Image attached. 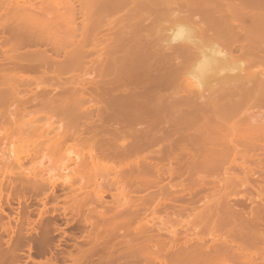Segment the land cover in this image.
I'll list each match as a JSON object with an SVG mask.
<instances>
[{
  "label": "bare ground",
  "instance_id": "obj_1",
  "mask_svg": "<svg viewBox=\"0 0 264 264\" xmlns=\"http://www.w3.org/2000/svg\"><path fill=\"white\" fill-rule=\"evenodd\" d=\"M0 1L1 3L3 2L6 8V11L4 10L5 8H2L4 13H8L9 11L8 14L12 15H7V20L5 18L6 14L4 16L3 11L1 12L2 14L0 15L4 16L3 19H6L7 24L9 21L11 22V20L13 21L15 19H13L15 15H17L16 21L14 20V22H16L15 25L18 22L20 24H17L16 27L18 28H13L12 24H14V22H11L12 24L9 22L10 25L8 24V28H5L7 26L3 25L4 22L2 20L0 22L2 26H5V29H3L0 25V190L3 188L5 189L7 186L6 184L12 185L14 189V185L16 186L17 184L18 186L20 183L22 186L24 185L23 187L29 185L33 188L34 185L37 191V188L41 185V182H38L40 180L36 181L40 171L38 172L39 174H37L34 172L35 169H33V171L31 167L30 169L36 174H33V176L32 173L29 174L26 170V173L23 172V176L22 173L20 175L22 169H20L18 173L14 168L17 169V167L20 168V166H22L23 161H21V165L19 164L20 158H22L21 156H23L26 149L24 142L27 144L26 147H28L23 158L27 156L29 161L30 158L32 161L33 156L35 158V155L39 152L36 151L38 148V150L42 149V147L39 146L48 142L45 144L48 147L46 146L45 148L48 149L50 147L51 149V147H53V149H51L53 153L63 148L67 151L68 149H72V151L68 152H72L71 154L73 155L75 154L74 157H76L73 159L77 160V167L80 170L84 168L87 170V173L86 171L83 172L90 177L92 176L91 180H89L90 183H95L96 185L92 191L94 194L99 190H97V188L103 189L102 186L104 185L107 187L112 184V187L116 186L118 190L119 182H121V188H119L121 189V197L124 198V202H122L123 204L118 202L123 205H120L123 207V210H120V208L119 210L121 212L119 210H113L115 213L119 212L118 217L121 214V218H118L117 215L116 217L121 219L120 224L125 230L120 228L121 231L125 232L121 233V231L119 230V232L117 229L120 234H123H119L121 240L120 238L118 240L122 242V245L120 244L121 248L124 246L121 252H123V254L128 253L129 256H131L129 252H133L134 256L138 255L139 260L134 264H264V228L262 227L264 223V191L261 190L262 187L264 188V70L258 71L250 76L239 74V71H242L241 67L244 66L245 63L252 64L260 62V64H264V59L231 61L215 50L203 51L201 53L202 58L197 61L189 72L190 78L188 77L186 79L189 82L196 79L200 83L210 78V76H218L217 78L220 80L219 89L217 94L210 99L212 105L209 106V102L206 100L204 102L206 106L205 109H201L200 103H197L196 100L191 98V92H187V94H185L187 95L186 99L191 103V107L188 109L178 110L175 106L176 103H170L168 106L161 107L152 106L146 103L144 104L145 100L141 99V96L163 94V88L175 80V75L173 73L175 69L172 68L167 72L155 71L154 66L149 65L146 67L140 64L139 60H126L128 61L126 64V61H123V64H125L123 69V67L121 68V62L119 63L117 57L113 56L112 51L115 48V44L113 43L112 45H107L106 43V45H104L105 48L102 46L103 49L101 50L108 49L109 52L104 54V51L100 52L99 50L101 54L96 57L93 56L94 59H92V61L90 60L92 64L88 65L87 62L89 61L85 62L88 58L85 60L83 58V53L89 49H87L86 46L90 47L91 44L89 46V44L86 43L88 40H86L84 34L86 35L89 32L88 34L91 35L90 38H92V36L97 37L96 34L99 27L96 24L91 25L87 20L86 23L88 22L87 24H90L92 27L88 26V28H86L87 26L85 27L83 25L85 28H82V30H85V33L79 30V32L83 33V35L79 33L80 36L82 35L85 37L81 36V39L84 38L86 42L84 40V42L78 40L80 43L77 41L78 43L74 44L72 41L78 31V26H76L75 23L78 20L80 21V19L75 21L76 16L77 14L83 15L89 12L88 10L91 8H87L90 6L89 3L92 0H86L85 6L81 3L82 6L78 10L74 6V0ZM19 16L20 18H18ZM86 17L88 18V15ZM23 19L28 23V26L23 27V25H26ZM83 19H85V17ZM21 21L25 24H22ZM81 21L83 22L84 20L81 19ZM96 21L94 20V22ZM6 22L4 24H6ZM95 25L98 28L94 27ZM21 26L22 28H20ZM119 29H121V36H124L127 33L126 30L129 28L122 27ZM95 30L97 31L95 32ZM190 31L191 29L185 26L176 27L171 30L170 39H191L192 34L190 35ZM107 37L104 39H107ZM93 40H97V38L90 39L92 42ZM97 42H99V40H97ZM94 43H92L93 46L91 47L93 48L90 47V51L93 49L94 51H98L101 45L97 43L96 46ZM22 47L27 48L22 50ZM59 53L63 55L62 58L60 56V58L58 57V55H60ZM104 55H106V57H104ZM90 68V74L92 72L93 75L96 73L94 76H89L88 70H90ZM81 70L88 71H85V75L89 74L87 76L89 78L86 76L84 77L82 73V75L76 73ZM121 70H125L126 73ZM68 71L72 74L74 73L73 75L71 74L72 76L69 75L71 77L70 80L64 77L65 73ZM62 77H64L65 80L64 78L62 79ZM237 77H240V79L229 85L227 84L228 81H234ZM121 83H132L133 85L129 90H126L125 93L120 94L118 88ZM54 84L58 85L57 88H55L56 86L54 87ZM138 84L141 85L137 86ZM223 84L225 85L223 86ZM57 89L58 91L56 92ZM26 90H29V92L27 93ZM202 97L203 96L199 97L200 101ZM221 98L224 101L222 103L219 101L221 104H217V101ZM142 100L144 101L142 102ZM52 111H58L59 114H61L64 120L63 124H59L57 128H55L54 123L49 120H45L46 122L42 121V125L38 123L40 122L38 119L41 114L47 115ZM163 112L175 114V117L173 116L172 118V122H165L161 119L163 114H160ZM19 144H22L23 146H21L24 149L19 146ZM155 144H157L156 149L153 147ZM19 147H21V149H18ZM65 149L61 152L66 153ZM21 150L22 152L24 150L22 155H20ZM59 151L58 153H61ZM73 151L75 152L73 153ZM262 153L263 156L260 155ZM50 157H48L49 160ZM236 157H240L241 161H237ZM22 160H25V158ZM249 160H254L255 163H259L257 164L260 168H258V181L261 180L263 182V184L259 182L256 183L257 187H255L254 190H256L255 192L257 194L254 193L255 196L252 195L253 192L251 191L254 190L250 187L253 179L254 181L256 180L254 178L255 172L251 166L246 163ZM233 166L241 167L242 169L236 171L232 169ZM27 168L29 169V167H26V169ZM71 169L72 168H68V170ZM14 170L16 172H14ZM83 172L78 174H81L84 179ZM78 174H76L77 177L79 176ZM183 174L186 179L185 183L180 179L179 181L168 184L171 196L169 202L178 197H182L185 193L192 196L197 193L199 188L210 187L211 190L209 193L207 192L208 195L207 193L205 194L206 199L202 201L203 203L201 202L202 205L200 204V206L198 205V207L195 208L196 206L192 204L194 207H191V209L194 210L193 208H195V211H192L190 207L187 206V208H189V218L187 219L176 218L174 214L171 216H168L170 215L168 214L165 215L166 217H162L157 215L159 214L157 211L160 209L166 211L168 199L164 198L161 200V197L156 195L160 200L156 199L157 204L151 207L150 213L152 216L149 218L150 222L145 219L142 220L139 213H141V209L144 206L147 208L148 205H146L143 200L141 203H136L135 199L129 196V191H132L136 186H160L161 176L165 177L168 175V177H180ZM85 177L87 178L86 175ZM67 178L69 179L71 177ZM73 178L75 179L74 176ZM82 178L80 180L81 182ZM83 182L84 183L81 184L85 185V188L92 185L89 182L88 184L87 181V184H85L84 180ZM3 185L6 186L4 187ZM44 186L46 188L45 183ZM44 186H41L39 189L41 190ZM109 187L106 189H109ZM112 187L109 189L110 191ZM105 188L103 190H106ZM176 188H180L181 190L177 192V190H175ZM7 189L5 190L8 191ZM27 189L29 190L31 188L28 187ZM52 189L50 192H52ZM86 189L89 188L87 187ZM54 190L55 189H53V191ZM44 191H46V189ZM44 191L42 193H44ZM7 194H9V192H7ZM99 194L97 198L103 197ZM114 194L115 193H113V195ZM83 195L87 197L86 192L85 194L83 193ZM119 195L120 193L118 191V196ZM96 196H93V198H96ZM121 197H117L116 195V198L115 196L113 198L117 200ZM100 198H98V200ZM81 199L84 198L82 197ZM115 199H113L112 203ZM245 200L246 202H250L248 208L243 205ZM81 202L78 203L81 204ZM169 204L171 205L172 203ZM2 206L3 205L0 204V212L6 211ZM107 206L110 207L109 205ZM173 206L174 205H172V207ZM181 207L182 206H180V209ZM97 208L95 211L93 209L94 212H92L94 214L96 211H99ZM126 208H129L130 211L126 210L124 212ZM180 209L178 207V210ZM104 211L105 209L102 212ZM102 212H99L98 215L104 216ZM171 212L173 213V210H171ZM124 213L125 215L123 216ZM3 214L0 213V216L2 217ZM114 215L113 217H115ZM173 215L174 217H172ZM107 216L108 215H106L105 219ZM19 217L17 219H19ZM156 218L157 222L158 220L161 222V225H158L159 223L156 222ZM25 219H22V221ZM89 219H87V221ZM118 219L115 221H118ZM111 220L112 219H110V221ZM101 221L100 218L98 223ZM133 221H136L135 225L132 223ZM155 222L157 223L156 225H154ZM98 223L96 224L98 225ZM26 224L25 222V225ZM57 224L58 223H56V225ZM90 224H92V222L89 223V225ZM116 224L118 226L117 222ZM0 225H2L1 222ZM30 225L28 224L26 226L30 227ZM94 225L93 223L92 226L95 228ZM100 225L103 227V224ZM149 226L152 229H149ZM178 226H182L189 234L185 240H179L177 232ZM1 227L5 228L4 225ZM21 227H23V224ZM110 227L111 226H109L108 231H110ZM84 228H86L85 225ZM153 228H155V230H153ZM104 229L106 230L105 227ZM111 229H113V232L114 227H111ZM37 230L34 231L37 232ZM85 230L86 229H84V231ZM97 230L99 229H95V231ZM3 231L6 230L4 229ZM117 231L114 235L118 233ZM199 231H201V233ZM9 232H12L11 228L8 233ZM92 232L93 230H91V236H85L87 242L90 241L91 243V239L88 238L92 237ZM162 232H166L167 236H163L164 234L162 235ZM0 233L2 232L0 231ZM94 233L95 232H93V234ZM109 233V235H111V232ZM22 234L23 233H20L21 236H19V239L24 238L22 236L25 234ZM34 234L32 238H34L33 236L39 238L35 232ZM112 235L110 237H112ZM114 235V238L117 237ZM96 236L95 234L92 238L96 239ZM0 237H2L1 234ZM10 237H7V239L9 238V242H11ZM110 237L108 239H113V237ZM207 237L211 239L210 242L209 238L208 242L206 241ZM26 238L28 237L26 236ZM29 238H31V235ZM1 239L3 238H0V240ZM86 240L83 243L87 244ZM18 241L14 243L19 244L13 245V243H11V245L15 246V249L20 245V241ZM108 241L106 243H108ZM0 242L2 243V241ZM3 242L6 244V241ZM23 242L26 243L25 241ZM29 244L31 246V241L28 245ZM79 244L76 246L77 251L82 247V242L81 245ZM94 245H96V242ZM104 245L105 244H103L102 247L99 245L103 252V247L105 248ZM86 246L88 247V245H85L81 249L83 253L84 247ZM42 247L44 248V245ZM116 247L115 245L113 248ZM16 250L13 252L14 254L17 253ZM94 250L95 249L92 248L91 250L90 248L89 251L92 252H85L87 254L90 253V255L89 257H84V259L87 257L91 259ZM112 250L111 252L113 253L114 251ZM2 251H0L1 254ZM106 251L110 252L109 250ZM6 252L4 250V255H6ZM77 253L81 255V253ZM14 254L10 255L18 258V256H14ZM70 254L69 257L73 258L76 253L73 257L72 253ZM10 255L8 253L9 257H11ZM2 256L0 257L3 258ZM76 257V259L79 258V256ZM119 257L120 255L117 256V258ZM126 257H128V255H126ZM110 258H112V256ZM124 259L125 262H127L126 258ZM9 261H11V258ZM14 261L16 260L14 259ZM14 261L11 264H13ZM77 261L78 260L73 262ZM107 262L109 261L107 260ZM48 263L51 264L53 261H51V263L49 261Z\"/></svg>",
  "mask_w": 264,
  "mask_h": 264
},
{
  "label": "rangeland",
  "instance_id": "obj_2",
  "mask_svg": "<svg viewBox=\"0 0 264 264\" xmlns=\"http://www.w3.org/2000/svg\"><path fill=\"white\" fill-rule=\"evenodd\" d=\"M29 1H33V0H29ZM85 1L86 0H74L73 3H74L75 8H77V10L79 8H81V6H82L81 3H83V6H85L86 5ZM0 4H1L0 5V9H1L0 14H2L1 12L3 11V15L5 16V14H6L5 18L8 20L7 15H9L8 14L9 11H8V13H6V12L4 13V10L6 11V8L4 7L3 2L1 3V1H0ZM89 5L90 6L87 8V9L91 8L88 10L89 12H87L86 14H83V15L77 14V16H76L75 21L77 19H80V21L78 20L75 23L76 26H78V31L75 34V36H74L75 38L72 41L74 44H76L79 41L81 42V40H82V42H84V41L86 42V40H88L86 43H88L89 46H90V44H91V46H93L92 43H94V41H95L94 45H96V46H97V43H98V45L101 44L100 47L98 46L99 47L98 51L97 50L94 51V49L90 51L89 49L91 46L90 47L86 46V48L87 49L89 48V49L83 53V58L85 60L88 58L85 61V62L89 61V62H87L88 65L92 64L91 61H92V59H94L93 56L96 57L97 55L101 54V53H99V50H100V52L104 51L103 52L104 54L109 52L108 49L107 50L105 49L106 51L101 50V49H103L104 45H106V43H107V45H109V44L112 45V43H113V44H115V48L112 51L113 56L117 57V59L119 60V63L121 62V68L123 67V69H124L125 64L128 62L126 60H139V63L143 64L146 67H148L149 65L154 66L155 71H162V72L166 71L167 72V71H170V69H172V68L175 69V71L173 72L175 75V80H173L171 83H169L167 86H165L163 88L164 93L161 95H144V97L142 95L141 99L145 100V101L142 100V102L144 101V104L146 103L148 105L161 107V106H168V105H170V103H176L175 104L176 109L185 110V109H188L189 107H191V103L189 100L186 99L187 95H185V94H187V92H191V98L196 100L197 103H200L201 109H205L206 106H205L204 102L206 100H208V102H209L208 105L211 106L212 103L210 102V99L212 98V96H215L217 94V91L219 89L220 80L217 78L218 76H210V78H208L205 81H201L200 83L196 79L195 80L193 79V81H190V82L186 79L189 77V72L191 71V68L197 63V61L200 58H202L201 53L203 51L215 50L216 52L225 56V58H228L231 61H233V60L234 61H236V60H247V59H256V60L264 59V0H92V1H90ZM2 8L3 9L5 8V9L3 10ZM3 15H0V17H1L0 22L2 20L5 23L6 19H3L4 18ZM87 15H88V18L86 17ZM9 16H12V15H9ZM80 17H82V18H80ZM84 17L86 20L83 19ZM9 18H12V17H9ZM14 18L17 19V15H15V17H13V19ZM18 18H20V16ZM81 19L84 21L82 22ZM14 20L13 21L11 20V22L13 23ZM87 20H88V22L91 23V25L96 24L99 28L96 25L94 26V27L98 28V31L95 30V32L97 31V34H96L97 37L92 36V38H90L91 35L88 34L89 33L88 32L89 30H88L87 31L88 33L86 32L87 34L86 35L84 34V36L86 37V40H85L84 39L85 37L82 36L83 33H85L84 32L85 30H82V28L84 29L86 26H87L86 28H88V26L89 27L91 26L90 24H87L88 22L86 23ZM94 20L95 21L97 20V21L94 22ZM18 21H20V20H18ZM23 21L26 23V25L25 26L23 25V27L28 26V23L24 19H23ZM23 21H21L22 24H25V23H23ZM9 22H8V24L10 25L11 22L10 23ZM4 23H3V25H6L7 27L2 26V23H1L0 24L1 28H3V29L8 28L7 22H6V24H4ZM15 23L16 22H14V24H12L13 28H15L17 26V24L20 25L19 22L16 25H15ZM179 26H185V27L191 29V31H190V35L192 34L191 39H183V38L170 39L171 30L176 28V27H179ZM122 27L129 28L126 30L127 33L124 36H121V29H119ZM16 28H18V27H16ZM20 28H22V26ZM133 28H137V29H133ZM139 28H141V29H139ZM79 30H82L83 33L79 32ZM79 33L82 34L81 36L84 37L83 39H81V36ZM111 35H112V37H111ZM105 36L106 37L108 36L107 39H104V38H106ZM94 37L97 38V40H99V42H97V40H93V42L90 41V39L91 40L95 39ZM103 40H105V41H103ZM100 41H101V43H100ZM25 48H27V47H25ZM25 48L22 47L21 49L23 50ZM91 48H93V47H91ZM88 51H89V53H88ZM96 51H97V54H96ZM59 54L60 55H58V57L60 56L62 58L63 55L61 53H59ZM104 57H106V55H104ZM123 61L124 62L126 61L125 64H123L124 63ZM85 65H87V64H85ZM241 70L242 71L241 72L239 71V74H242L243 76H246V75L250 76L251 74L253 75L258 71L264 70V64L263 63L260 64V62H255L252 64L245 63L244 66L241 67ZM85 71L81 70L80 72L77 71L76 73H79V74L82 73L84 75V77L85 76L87 77L91 72V68H90V70H88L89 72L86 71L89 73L88 75L87 74L85 75ZM121 71L126 73L125 70H121ZM252 72H254V73H252ZM71 74L72 73L70 71H68L65 73L64 77L67 78L68 80H70L71 79L70 76H72L74 73L72 75ZM91 75L94 76L93 72L89 76H91ZM64 77H62V79ZM65 78H64V80H65ZM87 78H89V77H87ZM239 79H240V77H237L234 81H228L227 84L229 85V84H231V83H233ZM132 85H133L132 83H121V85H119V88H118L119 93L120 94L125 93V91L129 90ZM140 85L141 84H138L137 86H140ZM224 85L225 84H223V86ZM57 86H58L57 84L56 85L54 84L55 88H57ZM26 91H27V93L29 92V90H26ZM26 91H25V93H26ZM57 91H58V89L56 90V92ZM201 96H203V97H202V100L200 101L199 97H201ZM221 99L217 101V104H221L224 101L223 99L222 100ZM160 115L163 116V117H161V119H163V121L172 122V120H173L172 118L175 114H173V113L170 114V112H168V113L163 112ZM45 120H49V121L53 122L55 128H57V126L59 124L64 123V120L58 111L49 112L47 115L41 114L39 119H38V121H40V122H38V123H40L42 125ZM69 142H70V140H69ZM21 143H23V142H21ZM47 143L48 142L41 144L42 146H39V147H42V149L40 148L41 150H38L39 149L38 148L36 151H39V152L37 153V155H35V158L33 156L32 161H31V158L29 157L30 158V161H29L27 156L24 157L25 160H22V159H24L23 156H25L24 154L27 152L26 150L28 147V146L26 147L27 144L24 142V144H25L24 146L26 148L25 152L23 150L24 154H23L22 150H21V152L19 151L20 155L23 154V156H21L22 158H20L21 160H20V164H19V165H21V161H23L22 166H20V168L17 167V169L14 168V166H13V168L16 171H18V173L20 172V169H22L21 170L22 172H20V175H21V173L23 175V172L26 173L25 172L26 170H27V172H29V174L32 173V175L36 174V173L37 174L40 173L38 175L40 177L37 176L36 181L40 180V181H38V182H41L40 183L41 185H39L40 187L44 186V183H45L46 188L44 186V187H42L44 189L41 188V190H40L39 189L40 187H39V188H37L39 191L38 190L36 191L34 185H33V188L29 185L27 187H23L24 185L22 186L19 183L18 186L16 184L17 188L14 185V189H13L12 185L6 184L8 187L6 185H3V186L4 187L6 186L5 189L8 188L7 189L8 191H6L3 188V186H2L3 189L1 188L2 190H0V192L2 193V194L0 193V200L2 199L0 201V204L5 206V207L2 206V208H4L6 210V211L3 210L4 212H0L2 214L4 213L2 215V217L0 216V222L2 224V225H0V229L3 228V227H1L3 225L5 227L2 230H0L2 232V233H0L2 236L0 238H3L0 240V241H2V243L0 242V248H1L0 251L3 250L2 251L3 256L1 254V252H0V256H2L4 258V260H3V258L0 257V263L1 264L2 263L3 264H11L14 261V259L16 261H14L13 264H45V263L49 264L48 263L49 261H50V263H51V261H53V263H51V264H95V263H97V264H123V263L124 264H127V263L131 264V263H133L134 264V263H136L139 260L138 255L134 256L133 252H129L131 256H129L128 253L123 254V252H121V251L124 248V246H122L123 248H121L120 244L122 245V242L118 241L120 238V235H123V234L119 233L121 231L120 228H122V226L120 224L121 219H118V218H121V216H120L121 214L118 217L119 212L115 213V211L119 210V208H120V210L121 209L123 210V207H122L123 203L122 202H124V198L121 197V189H120L121 188L120 187L121 182H119L118 190H117L115 185H113L115 187H112V184H111V186L109 185L110 187L107 186V187H109V189L112 187L111 191L109 189H106L107 187L105 185L102 187H103V189L106 187L105 189L108 191L103 190L102 188H97V190L99 189L97 191L98 194L100 193L99 195L103 196V197H101L102 200L100 197H98V198H100L98 200L97 192L95 194H94V192H92L94 186H96L95 183H90L92 176L90 177L89 175L85 174V172H83V171H86V173H87V170H85L84 168H82L80 170L77 167V165H76L77 160H74L76 157V156L74 157L75 154L74 155L71 154L72 152L69 153L70 151H72V149L69 150L67 148L69 151L68 152L65 148H63V149H65V152H66V153H64V152H61V151H63V149H61L63 147L62 146L60 148L61 149L60 151L57 149L61 153H58V151L55 150L56 151V152L54 151L56 153L55 154L51 150V149H53V147H51V149H50V147L48 149L45 148L47 146L45 144H47ZM21 145L22 144H19V146H21ZM156 145L157 144H155L153 146L155 149L157 148ZM21 147H19L18 149H21ZM47 150L48 151L51 150V151L48 152ZM46 151H47V153H46ZM74 152L75 151H73V153ZM53 154H55V155H53ZM260 155L263 156V153ZM48 157H50V160ZM236 160L241 161L240 157H236ZM253 161L254 160H249L246 162L247 164H249L251 166V168L255 172L254 178L256 180L254 181V179H253V181L251 182V185H250V187H252L251 188L252 190H254V188L257 187L256 183L259 182L260 184H263V182L261 180L258 181V179H259L258 175H259V169L260 168L258 167L257 164H259V163L258 162L255 163V161L254 162ZM73 162H75V163H73ZM26 167H29V169L28 168L26 169ZM31 167H32V170L35 169V171L34 170L33 171L36 173H33V171L30 169ZM67 167L72 168V169L68 170ZM18 168H19V170H18ZM232 169L236 170V171H240L242 168L237 167V166H233ZM15 170H14V172H16ZM30 171H32V172H30ZM81 172L84 173V175H83L84 179L82 178L81 174L80 175L78 174ZM70 174H72V175H70ZM76 174H78L79 176L77 177ZM32 175H30V176H32ZM85 175L87 176V178L85 177ZM73 176L75 177V179L73 178ZM50 177L51 178L53 177V178L51 179ZM67 177H71V178H69L70 180ZM40 178H42V179H40ZM45 178L48 180H46ZM81 178H82V182L80 181ZM85 178H86V180H85ZM53 179H54V181H53ZM180 179H182L183 183L186 182L184 174L181 175L180 177H178V176H172V177L169 176L168 177V175H166L165 177L161 176L160 186H158V185H149V186H145V187L136 186L132 191L131 190L129 191V193H128L129 196L131 198L135 199L136 203H141V201L143 200V202H145V204L148 205L147 208L144 206L145 209L143 207L141 209V213H139V216L142 218V220L145 219V220H148L150 222L149 218L152 216L150 213L151 209H152L151 207H154L157 204L156 199L160 200L159 197H161V200H163L164 198L168 199L167 200L168 205L166 207L167 212L164 211V209H160L157 211V213H159V214L156 213L157 215H160L162 217H166L165 215H168V214H170L168 216H171L172 214H174L176 218L187 219V218H189V214H188L189 208H187V206L190 207V209H191V207L196 206L195 208H197L198 205L199 206H200V204L202 205V203H203L202 201H205V199H206L205 194L207 192L209 193L211 190L210 187L199 188L197 193L192 195V196L185 193L182 197H178L177 199L169 202V198L171 196H170L168 184L179 181ZM83 180L85 181V184H87L88 182L90 184H92V185L87 186L89 189H86L87 187L85 188V185H82L84 183ZM98 180H99V178H98ZM46 181H48V182H46ZM65 181H68V182H65ZM86 181H87V183H86ZM22 182H23V179H22ZM49 182H50V184H49ZM72 184H73V186H72ZM105 184H108V183H105ZM48 186H50V187H48ZM28 187L31 189L28 190L27 189ZM53 187H55V188H53ZM52 188L55 190L53 191ZM262 188H261V190L264 191V188L263 189ZM45 189H46V191H44ZM51 189H52V192H50ZM90 189H92V190H90ZM9 190L11 191V193ZM20 190H22V191H20ZM24 190H26V191H24ZM79 190H80V192H79ZM175 190H177V192H178L181 189L176 188ZM43 191H44V193H47V194L42 193ZM84 191L86 192L87 197L88 196H92V197H88V198L85 197V195H83V193L85 194ZM118 191L120 193L119 196H118ZM172 191H173V189H172ZM255 191L256 190L251 191V192H253L252 195H254V196H255V194H257ZM7 192H9V194H7ZM87 192L89 193V195ZM90 192L93 195H91ZM113 193H115V194L113 195ZM208 193H207V195H208ZM96 194H97V196H96ZM7 195L9 197V199H8ZM46 195H48V196H46ZM116 195H117V197H121V198L116 200L115 199ZM156 195H158L159 197H157ZM93 196L94 197L96 196V198H93ZM114 196H115V198H113ZM82 197L84 199H81ZM44 198H45V201H44ZM113 199H115V200L112 203ZM159 200H158V202H159ZM77 201L79 203L81 201L82 202H81V204H79ZM118 201L122 204H120ZM17 202L19 203V205ZM94 203H96V204H94ZM169 203H172V204L170 205ZM244 203H243V205L247 206V208H248V205L250 202H248V201L246 202V200H245ZM89 204H91V205H89ZM192 204L194 206H192ZM107 205H109L110 207H108ZM117 205H118V208H117ZM120 205H122V206H120ZM172 205H174V206L172 207ZM103 206H104V208H103ZM168 206H169V208H168ZM180 206H182L181 209H180ZM95 207L96 208L98 207L97 210H99V211L98 212L96 211L97 213L95 212V214H94L93 212L96 209ZM178 207L180 210H178ZM102 208H103V210L105 209V211H107V209H108V211L102 212L103 211ZM195 208H193L194 210H192V209L191 210L195 211ZM88 209H90L91 211ZM93 209H94V211H93ZM170 209L173 210V213L171 212ZM183 209H185V210H183ZM109 210L110 211L112 210L113 212L111 211V213H110ZM126 210L130 211L129 208H126L124 210V212ZM187 210H188V212H187ZM175 211H177V212H175ZM23 212L27 213L28 215L23 213ZM91 212H92V214H91ZM99 212H102L104 214V216H103L101 213V215L103 216V219H102V216L98 215ZM6 213H7V215H6ZM106 213H108V214H106ZM109 213H110V215H109ZM114 213H115V215H114ZM18 214L20 215V217ZM90 215H91V217H90ZM92 215H94V216H92ZM95 215H96V219H95ZM97 215H98L99 219H98ZM106 215H108L109 217L107 216V218L105 219ZM113 215L115 217L117 215L118 218L113 217ZM124 215H125V213L123 214V216ZM174 215L172 217H174ZM18 217L21 221H22V219L26 218L28 220V222L25 219L21 223V221L19 219H17ZM89 218H92V219H89ZM100 218L102 221L100 223H98L100 221ZM87 219H89V220L87 221ZM110 219H112L111 220L112 222L110 221ZM117 219H118V221H115ZM29 220H30V222H29ZM91 220H93V221H91ZM94 220H95V222H94ZM96 220H99V221H96ZM106 220H108L109 222ZM25 222L27 223L26 225L31 224L30 227H27L25 225ZM81 222H83V223H81ZM91 222H92V224L93 223L95 224L94 225L95 228L92 226V224L89 225V223H91ZM116 222L118 223V226H117ZM156 222H157V218H156ZM156 222L154 223V225H156L157 223H159L158 225H161V222L159 220L157 223ZM6 223H8L10 227ZM56 223H58V224L56 225ZM96 223H98V225ZM132 223L135 225L136 221H133ZM22 224H23V227H21ZM83 224L85 225L86 228H84ZM100 224H103L102 225L103 227H101ZM107 224H109V225H107ZM6 226H8V227H6ZM33 226H34V228H33ZM109 226H111L112 228L114 227L113 232H112L113 229H111V227H110V231H108ZM104 227L106 228L107 233H106V230L104 229ZM107 227H108V229H107ZM262 227L264 228V223L262 224ZM10 228H11V231L13 233L12 232L8 233V231H10ZM4 229L6 231H3ZM27 229H29V230H27ZM84 229H86V230L84 231ZM87 229L93 230V232H95V233L93 234V232H92V237H94L96 234L97 236L95 238L97 239V237L99 236L98 239L96 240V239H93L92 237H89L88 239H91V243H90V241L87 242L86 237L91 236V230L88 231ZM95 229H99V230L95 231ZM117 229H118V231L119 230L120 231L118 232ZM149 229H152V228H150V226H149ZM26 230L30 231V232H27ZM34 230H37V232ZM122 230H124V229L122 228ZM153 230H155V228H153ZM116 231L118 233L116 235H114L116 233ZM124 231H121V233H123ZM34 232L40 238L39 239V238H36L37 236L36 237L33 236L37 240L39 239L38 242L36 239L32 238V235H35ZM109 232H111V235L113 234L114 236H117L118 239H117V237L114 238L113 235H112L113 239H108L111 236V235H109L110 234ZM177 232H178L179 240H181V241L185 240L189 235L187 233V231L182 226L177 227ZM199 232L201 233V231H199ZM20 233L25 234V235L22 234L23 235L22 237H24L23 239L22 238L19 239L20 238L19 236H21ZM161 234L162 235L164 234L163 236H165L166 232L165 233L162 232ZM30 235H31V238H29ZM26 236L31 240L26 238ZM7 237H10L11 242H9V238L7 239ZM112 237H110V238H112ZM208 238L209 237H207V239H206L207 242L210 239V238L209 239ZM33 239H34V241H33ZM84 239L86 240L87 244L83 243L85 241ZM115 239H117V240H115ZM18 240L20 241V245L17 246V248L18 247L19 248L18 249L16 248L17 249L16 250L15 246H13V245L19 244V243H14ZM27 240H28V243H30V241H31V246H30V244L28 245ZM35 240H36V242H35ZM94 240L96 242V245H94L95 244ZM104 240H105V243H104ZM108 240H110V241H108ZM120 240H121V238H120ZM3 241H6V244ZM23 241H25L26 243H24ZM107 241H108V243H106ZM117 241L119 244L117 243ZM210 241H211V239L209 240V242ZM81 242H82V245H81ZM11 243H13V245H11ZM97 243H100V244H97ZM41 244H42V246L44 245V248L41 246ZM77 244L81 245L82 247L85 245H88V247L87 246L84 247V253H83L81 250L82 247H80L81 252H80V250L77 251V248H76ZM101 244L102 245L105 244L104 245L105 248L103 247L104 252L102 251V248H101L102 245ZM79 245H78V249H79ZM91 245H92V247H91ZM115 245L117 247L113 248V247H115ZM93 246H95V247H93ZM9 247H10V249H9ZM99 247L101 248V250ZM90 248H91V250L93 248V249L97 250L98 252L100 251L99 253L95 250L93 251L94 252V253H92L93 256L91 255L93 259L88 258L90 253L89 254H87V253L92 252V251H89ZM110 248H111V250L113 249L112 251L116 252V253L113 252L115 255L111 252ZM14 249L17 251V253H15V254L13 253V252H15ZM4 250H5V252L7 251L6 255H4L5 254ZM106 250H109L110 252H108ZM76 251L81 253V255H79ZM29 252H30V254H29ZM74 252L78 255H76ZM85 252H87V253H85ZM8 253H9V255L10 254L11 255L14 254V256L17 255L18 258L13 257L11 255H10L11 257H9ZM70 253H72V257L75 254V256H74L75 259H74V257L70 258L71 257ZM109 253L112 255H110ZM69 254H70V257H69ZM116 254H117V256L120 255V257L117 258ZM113 255L116 257H114ZM126 255H128V257H126ZM76 256H79V258L76 259L77 258ZM86 256H88V257L84 259V257H86ZM111 256H112V258H110ZM123 257L126 258L127 262H125V259ZM10 258H11V261L13 260L12 262L9 261ZM107 258H110V259H107ZM113 258H115V259H113ZM79 259H81V260H79ZM2 260H3V262H2ZM43 260H45V261L49 260V261L48 262L44 261L45 262L44 263V262H42ZM72 260L73 261L78 260L77 261L78 263L73 262ZM107 260L109 262H107ZM81 261H82V263H81ZM101 261H103V262H101ZM128 261H130L131 263ZM4 262H6V263H4ZM91 262H93V263H91Z\"/></svg>",
  "mask_w": 264,
  "mask_h": 264
}]
</instances>
